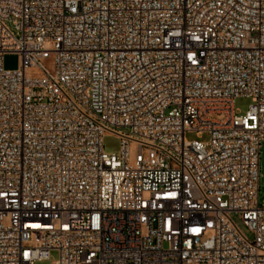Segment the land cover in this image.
Instances as JSON below:
<instances>
[{
	"label": "built area",
	"instance_id": "1",
	"mask_svg": "<svg viewBox=\"0 0 264 264\" xmlns=\"http://www.w3.org/2000/svg\"><path fill=\"white\" fill-rule=\"evenodd\" d=\"M263 142L264 0H0V264H264Z\"/></svg>",
	"mask_w": 264,
	"mask_h": 264
},
{
	"label": "rangeland",
	"instance_id": "2",
	"mask_svg": "<svg viewBox=\"0 0 264 264\" xmlns=\"http://www.w3.org/2000/svg\"><path fill=\"white\" fill-rule=\"evenodd\" d=\"M19 65V55L15 53H9L4 56V67L6 69H15ZM251 103V99L245 96L237 97L235 100V108L236 112L239 115H244L249 108ZM185 139L187 141L192 140H200V141H207L208 138L205 133L200 134L196 131H187L185 132ZM121 147V140L113 135V134H106L103 138V149L106 153H118ZM260 190H259V200L260 203L264 204V142L261 148V159H260ZM234 220L239 225L241 230L250 238H253V234L249 231L247 226L244 225L241 216L238 214L233 215ZM57 258V254L55 252L52 253V260ZM36 264H51V260L49 261H38Z\"/></svg>",
	"mask_w": 264,
	"mask_h": 264
}]
</instances>
